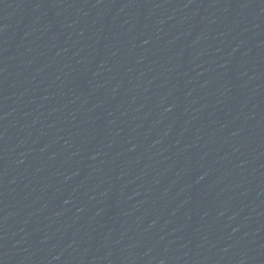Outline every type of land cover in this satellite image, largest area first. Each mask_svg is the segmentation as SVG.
Here are the masks:
<instances>
[{
	"label": "water",
	"instance_id": "1",
	"mask_svg": "<svg viewBox=\"0 0 264 264\" xmlns=\"http://www.w3.org/2000/svg\"><path fill=\"white\" fill-rule=\"evenodd\" d=\"M94 264H264V0H122Z\"/></svg>",
	"mask_w": 264,
	"mask_h": 264
}]
</instances>
